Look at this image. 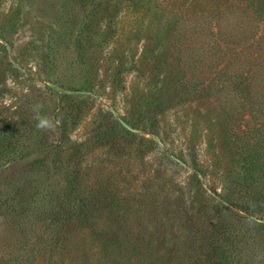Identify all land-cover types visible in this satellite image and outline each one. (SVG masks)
Instances as JSON below:
<instances>
[{
	"label": "rangeland",
	"instance_id": "1",
	"mask_svg": "<svg viewBox=\"0 0 264 264\" xmlns=\"http://www.w3.org/2000/svg\"><path fill=\"white\" fill-rule=\"evenodd\" d=\"M0 264H264V0H0Z\"/></svg>",
	"mask_w": 264,
	"mask_h": 264
},
{
	"label": "clouds",
	"instance_id": "2",
	"mask_svg": "<svg viewBox=\"0 0 264 264\" xmlns=\"http://www.w3.org/2000/svg\"><path fill=\"white\" fill-rule=\"evenodd\" d=\"M41 105L37 104L32 107V111L36 113L35 119L37 121L36 128L41 131L53 130L55 122L47 115L40 114Z\"/></svg>",
	"mask_w": 264,
	"mask_h": 264
},
{
	"label": "trees",
	"instance_id": "3",
	"mask_svg": "<svg viewBox=\"0 0 264 264\" xmlns=\"http://www.w3.org/2000/svg\"><path fill=\"white\" fill-rule=\"evenodd\" d=\"M243 212H246V211H243Z\"/></svg>",
	"mask_w": 264,
	"mask_h": 264
}]
</instances>
